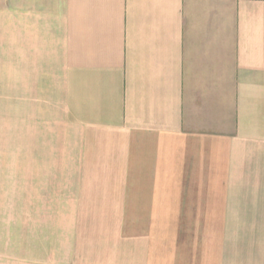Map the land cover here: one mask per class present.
<instances>
[{
    "label": "crops",
    "instance_id": "0c3cea01",
    "mask_svg": "<svg viewBox=\"0 0 264 264\" xmlns=\"http://www.w3.org/2000/svg\"><path fill=\"white\" fill-rule=\"evenodd\" d=\"M0 18L79 150L39 176L54 237L36 263L233 264L216 233L241 230L264 264V0H17Z\"/></svg>",
    "mask_w": 264,
    "mask_h": 264
},
{
    "label": "rangeland",
    "instance_id": "374dc122",
    "mask_svg": "<svg viewBox=\"0 0 264 264\" xmlns=\"http://www.w3.org/2000/svg\"><path fill=\"white\" fill-rule=\"evenodd\" d=\"M16 2L0 0V11L15 9ZM19 65L16 18H0V264H39L54 237V220L44 214L51 184L39 176L68 171L64 160L77 159L79 150L49 93L42 96L33 85L39 82L24 77ZM257 234L234 230L216 237L232 240L233 264H256Z\"/></svg>",
    "mask_w": 264,
    "mask_h": 264
}]
</instances>
